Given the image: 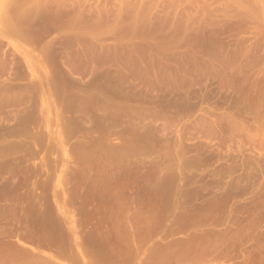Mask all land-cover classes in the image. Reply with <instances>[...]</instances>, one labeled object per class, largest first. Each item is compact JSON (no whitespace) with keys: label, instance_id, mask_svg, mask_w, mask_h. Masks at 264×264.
Instances as JSON below:
<instances>
[{"label":"rangeland","instance_id":"obj_1","mask_svg":"<svg viewBox=\"0 0 264 264\" xmlns=\"http://www.w3.org/2000/svg\"><path fill=\"white\" fill-rule=\"evenodd\" d=\"M16 1L0 0V81L27 88L0 106L18 126L0 132V264L13 251L50 264H208L209 251L264 264V1L91 0L80 39L70 0L63 16L39 15L46 0L10 12ZM45 76V94L27 92ZM82 84L113 104L93 113L87 99L96 131L71 120Z\"/></svg>","mask_w":264,"mask_h":264},{"label":"bare ground","instance_id":"obj_2","mask_svg":"<svg viewBox=\"0 0 264 264\" xmlns=\"http://www.w3.org/2000/svg\"><path fill=\"white\" fill-rule=\"evenodd\" d=\"M28 1H30V0H18V1H16L15 2V5L13 6V8L11 9L12 11H10V12H13V11H17L18 10V8L21 6L20 4L21 3H23V4H27V3H29ZM66 1V0H65ZM65 1H63V0H46V2L42 5L41 3H39L38 5H37V7H38V9H39V15H45V16H65V18L67 17V19L69 18V20H70V18H71V16H73L72 18H71V20H70V23L69 24H71V28H69V30H72V32H77V33H75L74 32V34L76 35L77 34V36L79 37V39H80V36L81 35H83V36H87L89 33H90V28L91 27H89V30H87V26L85 25V22H86V20L84 19V15L86 14V12L84 13L83 11L84 10H88L89 12H90V10L92 9L91 7V9L90 8H88V9H86L87 7H89V6H87L86 7V3H88V1H89V4H91L90 3V1L91 0H72V2H71V0H70V4L71 5H69V6H67L68 4H67V2H65ZM95 2H96V0H94ZM261 3H263V1L264 0H259ZM93 2V1H92ZM101 2V1H100ZM122 4H121V6H125V3L126 2H121ZM88 4V5H89ZM102 4V3H101ZM124 4V5H123ZM56 5V6H55ZM63 6L62 8H64L65 7V5L68 7V9H69V7H70V9L71 10H73V12L72 11H70V9H69V11L67 10H65V9H67L66 7H65V9L63 10V9H60L61 7L60 6ZM59 8H58V7ZM93 6H95V5H93ZM101 6V5H100ZM96 7H99L98 6V4H96ZM103 7H104V5H103ZM94 8V7H93ZM101 8V7H100ZM90 9V10H89ZM97 9H99V8H97ZM104 8H102V10H103ZM107 9V8H106ZM64 11V12H66V13H64L63 15H61L63 12H61V11ZM60 11V12H59ZM94 11V10H93ZM98 11L99 12H101V9H99V10H96V8H95V12H93L94 13V16L93 17H95V16H98V15H96L95 13H98ZM88 12V13H89ZM92 12V11H91ZM102 12H104V11H102ZM101 12V13H102ZM68 13V14H67ZM83 13H84V15H83ZM87 13V15L89 16V14ZM107 13H109V12H107ZM67 16H66V15ZM91 14V13H90ZM103 14H105V13H103ZM86 15V16H87ZM91 17H92V15H90ZM89 16V17H90ZM102 16H104V15H102ZM107 16V15H106ZM106 16H104V17H106ZM88 17V18H89ZM86 18V17H85ZM103 19V17H98V20H102ZM7 19V22H12V18H10V17H7L6 18ZM90 19V18H89ZM92 19V18H91ZM94 19V18H93ZM98 20H96V22H99ZM88 21H90V20H88ZM87 21V22H88ZM103 21V20H102ZM69 24H67V26L69 25ZM85 25V26H84ZM70 27V26H69ZM87 27V28H86ZM64 28V27H63ZM92 29V28H91ZM62 30V29H61ZM91 33H93V30H92V32ZM90 35H92V34H90ZM89 36V35H88ZM81 38H84V37H82L81 36ZM79 39H77V40H79ZM81 45V44H80ZM84 45V44H83ZM82 45V46H83ZM95 79V81H97L96 80V78H94ZM93 79V80H94ZM20 80V78L17 76V75H14L11 79H9V83H7V84H2V82L0 81V106H2V105H4V104H8V100H10V99H12V97L13 96H15V98L17 97V95H20L24 90H25V88H27V87H23V85H20V84H16V82H18ZM107 80V79H106ZM110 80V79H109ZM50 83H52V80H50L49 79V77L48 76H45V78L44 79H41L39 82H38V84H36V85H33L34 87H30V88H28L27 89V92L28 93H30L31 95H41V94H45V90H46V88L50 85ZM89 83V82H88ZM87 83V84H88ZM108 83V82H107ZM91 84V83H90ZM89 84V85H90ZM92 84L94 85V84H96L95 82L93 83L92 82ZM81 85V84H80ZM83 86L82 87H84L85 86V84H82ZM98 85H96V87H97ZM80 87V86H79ZM86 87V86H85ZM84 87V88H85ZM87 87H88V89H84V88H78V90H77V92H76V94L75 95H78V96H81L82 98H84V100L83 101H79L78 102V106H74V108L73 109H71L70 111L72 112V114H73V118L71 119L72 121H74L75 119H77V118H79L78 119V122H79V120L82 118L83 120H85L86 119V117H88L87 119L90 121L91 120V122L90 123H93L92 121H93V119H96V118H94L95 116H93V115H88L90 112L92 113V111H93V113L95 112V111H102L103 113L102 114H106V113H108L107 111V108L111 105V106H113V104L108 100V101H106V102H104V101H101V102H98V101H96V100H98V96L97 97H95V96H93L92 97V95H88V94H91L92 93V89H94V88H92L91 87V85H90V87H91V90H90V87L87 85ZM86 87V88H87ZM95 87V86H94ZM101 88H99L98 90H100ZM97 90V91H98ZM93 91H96V90H93ZM91 92V93H90ZM96 93H94V95H95ZM84 95V96H83ZM92 97V98H91ZM94 97L95 98H97L96 100L94 99ZM88 98H90V99H88ZM99 98H101L100 96H99ZM90 100V101H94L93 102V105L91 104L90 106H91V109L90 110H92V111H90V112H87V116H86V107H87V103L89 102L88 100ZM92 99V100H91ZM88 101V102H87ZM87 102V103H86ZM95 102H97V103H95ZM92 103V102H91ZM89 104V103H88ZM86 106V107H85ZM90 106H88V109H89V107ZM12 107H14V109L13 110H11V112H10V114H15V116H17V114L20 112V110H19V107H20V105L18 104V102L16 101V102H14V104L12 105ZM85 107V108H84ZM93 107V108H92ZM100 112H98L99 114H100ZM90 113V114H91ZM96 113V112H95ZM97 113V115H99ZM85 114V115H84ZM77 116V117H75L74 118V116ZM96 115V114H95ZM101 117L103 116V115H100ZM100 116H98V117H100ZM108 116V115H107ZM90 117H92V118H90ZM104 118H106V117H104ZM104 118H102V119H104ZM81 119V120H82ZM86 119V120H87ZM100 119V118H99ZM70 120V121H71ZM82 120V122L83 123H85V125H88V128H89V131H93V130H95V125L93 124V126L91 125H89L88 123H87V121L85 120V122ZM104 120H107V119H104ZM71 121V122H72ZM77 121V120H76ZM96 121H97V119H96ZM96 121H95V124H96ZM81 122V121H80ZM80 122H79V124H80ZM99 122V121H98ZM82 123V124H83ZM87 123V124H86ZM104 123H106V122H104ZM75 124V122L72 124V125H74ZM77 125V124H76ZM104 126V125H103ZM18 126H13V127H11V125H8V122L6 121V120H1L0 119V132L1 131H6L7 133H9V135H17V128ZM92 127L94 128V129H92ZM73 129H76V128H79V126H76V128H74V126L72 127ZM96 128H97V126H96ZM98 129H100V126L98 127ZM97 129V130H98ZM96 131V130H95ZM102 146V145H101ZM96 147V150L98 149H100V148H103V147H100V148H98L99 147V144H98V146L96 145L95 146ZM94 147V148H95ZM103 149H105V148H103ZM102 150V149H101ZM101 150H99V151H101ZM102 151H104V152H106L105 150H102ZM175 191V190H174ZM178 190H176L175 192H177ZM161 192H162V190H161ZM170 192V194H168ZM171 192L172 193H174L173 192V189H172V191H171V189H169L168 190V193L167 192H164L166 195H170V197L171 196H173V194H171ZM188 192H190V191H188ZM192 192V191H191ZM180 193H182V192H179V194ZM175 194V193H174ZM177 194V193H176ZM176 194H175V196H176ZM179 194H177V200H175V201H177V205L179 204V205H181V199H182V201H185V200H187L188 199V197H187V199H186V195H183L184 194V192L181 194V195H179ZM189 194V193H188ZM164 195V194H163ZM166 195L164 196V197H166ZM191 195V194H190ZM191 196H193V195H191ZM163 197V196H162ZM164 197H163V199H164ZM174 197V196H173ZM194 197H195V195H194ZM158 198V197H157ZM192 198V197H191ZM169 199V198H168ZM174 199H176V198H174ZM174 199H172L171 198V200L169 199L168 200V202L167 203H169V202H173V200ZM185 199V200H184ZM192 199H194V198H192ZM166 200H167V197H166ZM165 199H164V201H166ZM161 201H163L162 199H161ZM180 201V202H179ZM189 201V199L185 202L186 204H188L187 202ZM192 201V200H191ZM190 202V201H189ZM161 203V202H160ZM163 203H165V202H163ZM162 203V204H163ZM183 203V202H182ZM166 204V203H165ZM172 205H175L176 206V208L175 209H177V207L179 208V206H177L176 204H174V202L173 203H171ZM161 205V204H160ZM170 204H166V206H167V208H168V206H169ZM161 206H163V205H161ZM165 206V205H164ZM163 206V207H164ZM184 206H185V204H184ZM184 206H182V208L184 207ZM171 207H173V206H171ZM171 207H170V209H171ZM181 207V206H180ZM164 208H166V207H164ZM174 209V208H173ZM73 237H74V234H73ZM74 239V238H73ZM195 239V238H194ZM196 240H198V239H196ZM199 241V240H198ZM197 241V242H198ZM193 242V241H192ZM196 242V243H197ZM193 244V243H192ZM195 244V243H194ZM203 243H201V245H202ZM191 245V244H190ZM189 245V246H190ZM193 246V245H192ZM191 247V246H190ZM195 247H196V245H195ZM193 248H194V246H193ZM192 248V249H193ZM197 248H198V246H197ZM189 249V248H188ZM1 251H2V249H0ZM18 250V249H17ZM22 250V249H21ZM190 250V249H189ZM193 250H196V249H193ZM0 251V252H1ZM7 252H8V250H6ZM10 251H12V250H10ZM23 252H25L24 250H22ZM22 251H18V252H22ZM7 252H5V253H7ZM13 252H15L16 254H17V251H13ZM22 252V253H23ZM197 252V251H196ZM208 252V251H207ZM10 253V252H9ZM8 253V254H9ZM191 253H192V251H191ZM190 252H189V254H191ZM194 253V252H193ZM209 253H210V251H209ZM207 254L208 255V258H209V255H210V258L209 259H211V256L213 257L211 260H208L207 259V257L205 256H203L205 259H206V261H207V263L208 264H211V263H213V264H217V262L219 263V261H222L223 259L225 260L226 258H227V253L224 255V254H222V255H220V254H218V256H215V255H213V253H212V255H211V253L210 254ZM11 254V256H9ZM8 256H7V258L9 259V258H11V260L9 259V261H10V264H50V263H52L53 261L51 260V262L50 261H46V262H49V263H46L45 261H41L40 260V258H39V256H37L38 254H35L38 258H39V260H38V258L36 257V256H30V257H32V258H27V257H24L25 255H24V253L23 254H21L20 253V255H24L23 257L21 256H19V253H18V255H16V254H12V253H10ZM13 255H15V256H17V257H15V258H13L14 256ZM26 255H27V252H26ZM29 255V254H28ZM13 256V257H12ZM18 257H20V258H18ZM36 259H35V258ZM202 257V256H201ZM229 257V256H228ZM34 258V259H33ZM194 258H196L197 259V256L195 257V256H193V259H191V263L193 262V260H194ZM198 261H196V264H202V260L200 259V256H199V258L197 259ZM201 260V261H200ZM228 260V259H227ZM12 261V262H11ZM200 261V262H199ZM194 262H195V260H194ZM193 262V264H195ZM199 262V263H198ZM225 262V261H224ZM227 262V261H226ZM190 263V264H191ZM223 263V262H222Z\"/></svg>","mask_w":264,"mask_h":264}]
</instances>
